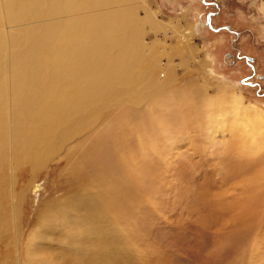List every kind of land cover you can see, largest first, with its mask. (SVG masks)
<instances>
[{
	"label": "rangeland",
	"instance_id": "obj_1",
	"mask_svg": "<svg viewBox=\"0 0 264 264\" xmlns=\"http://www.w3.org/2000/svg\"><path fill=\"white\" fill-rule=\"evenodd\" d=\"M114 1L16 0L13 13L0 0V264H264V211L240 251L219 243L264 190V151L243 153L202 111L224 92L264 111V0ZM121 16L140 23L127 66ZM65 38L83 56L55 54ZM86 47L103 49L95 62ZM69 64L92 85L43 82ZM185 92L193 106L172 124L167 97Z\"/></svg>",
	"mask_w": 264,
	"mask_h": 264
},
{
	"label": "bare ground",
	"instance_id": "obj_2",
	"mask_svg": "<svg viewBox=\"0 0 264 264\" xmlns=\"http://www.w3.org/2000/svg\"><path fill=\"white\" fill-rule=\"evenodd\" d=\"M48 1L50 4L52 3H56V0H46ZM64 1V0H63ZM69 2L71 0H68ZM76 2V0H74ZM80 1V0H78ZM89 1H92L94 2L93 0H89ZM106 1V0H105ZM109 1V0H108ZM116 1H124V0H116ZM114 1V2H116ZM74 2V3H75ZM84 3V1H82ZM81 2V3H82ZM79 3V2H78ZM77 3V4H78ZM39 4V0H35L34 3H29V5H37ZM73 4V3H71ZM74 5V4H73ZM82 5V4H81ZM75 6V5H74ZM9 8L10 10H12V12L16 13V12H21L22 13V10L23 6H21V4L17 5V2L16 0H9ZM37 7V6H35ZM95 7V6H94ZM125 11V10H124ZM127 12L126 14H131V12L129 11H125ZM124 13V12H123ZM123 13H120V14H123ZM133 13V12H132ZM16 16L20 15V14H15ZM110 16V15H109ZM108 16V17H109ZM111 16H113V14H111ZM120 16V15H119ZM132 16V15H131ZM121 19L119 20H116V21H110L112 23V27L114 28V30L112 29V31L114 32V39H117V40H120L121 37L123 36L124 38H122L120 41H126L129 45L128 46H132L130 48V51H127L126 49L123 50V61L127 60L126 62H124V64L129 65L130 63V58H131V53L133 54V51L139 49V39L138 37L140 32H139V25L140 23L136 22L134 19H128L127 18H123L122 16L120 17ZM129 18V17H128ZM136 18V17H135ZM85 20V19H84ZM109 20V19H108ZM111 20V19H110ZM130 20H132L131 22V25L129 24L130 23ZM91 21V20H90ZM80 22V21H79ZM94 24V22L92 23ZM97 24V23H96ZM101 24V23H100ZM105 24V22H104ZM108 24V23H107ZM74 25V24H73ZM79 25V24H78ZM83 26V25H82ZM134 30H131L130 31V27ZM74 27V26H73ZM77 27V26H76ZM75 27V28H76ZM79 27V26H78ZM129 27V28H128ZM136 27V29H135ZM74 30V29H73ZM76 30H79V29H76ZM99 30V27L97 29L96 32H98ZM75 31V30H74ZM112 31H109V32H112ZM69 32V31H68ZM83 32V30H82ZM66 33V32H65ZM71 38V37H70ZM108 38V37H107ZM134 39L136 40V42L134 41ZM138 39V40H137ZM61 41H64V45L60 44V45H57V48L56 49H60V50H57V52L55 54H59L60 52L58 51H61L63 52V50H66V54H70L72 56L78 54L80 56H83V53H81L82 51H78V49L75 47L76 46V43H73V38L72 39H69V38H65V39H61ZM98 47H100V45L98 43H95ZM81 45V44H80ZM79 45V46H80ZM87 49V47L85 48ZM128 49V48H127ZM77 50V52H76ZM98 52L102 51L103 49L100 48L98 49ZM97 50H96V53H97ZM122 50V49H121ZM52 51V50H51ZM88 51V49H87ZM87 51H84V52H87ZM94 53H92V51L90 52V50L85 54L86 57L87 55H91L93 56V59H91V62H95V57H94V54L95 53V50H93ZM49 51H47L48 53ZM75 52V53H74ZM53 53V52H52ZM54 53L51 54V53H48L49 54V57L47 56L46 59H48V61L51 60V58H54ZM130 53V54H129ZM61 54V53H60ZM121 54V53H120ZM46 56V55H45ZM153 56V54H152ZM59 56H57L56 58H58ZM120 57V56H118ZM129 57V58H128ZM60 58V57H59ZM58 58V60H59ZM98 58V55L97 57ZM151 54H150V57L149 59H151ZM50 59V60H49ZM83 59V58H82ZM90 59V56L89 58ZM154 60V56L152 58ZM57 60V59H56ZM78 60V59H77ZM97 60V59H96ZM72 61V60H71ZM98 61V60H97ZM152 61V60H150ZM72 63V62H71ZM80 64V62H78ZM83 63V62H82ZM53 64V62H52ZM68 64V63H67ZM101 64V63H100ZM47 65V64H46ZM53 65H56L55 63ZM70 65V64H69ZM85 65V64H84ZM87 65V64H86ZM92 65V63H91ZM89 65V66H91ZM141 65H143V69H145L146 71H149L148 72V75L149 73L152 74V69H149L147 68L146 66L144 65H148L146 64V62H143ZM140 65V66H141ZM26 66V65H25ZM67 66V65H66ZM65 66V67H66ZM71 66V65H70ZM75 66V65H73ZM40 67V66H39ZM51 67V65H50ZM55 67V66H54ZM53 67V69H54ZM59 67V66H58ZM81 67V66H80ZM96 67L94 64H93V67L94 68ZM132 67V66H131ZM142 67V66H141ZM57 67H55L56 69ZM71 68L73 69V67L71 66ZM75 68V67H74ZM85 68V67H84ZM88 69L90 67H87ZM126 68V67H125ZM50 69V68H49ZM48 68L46 69L47 72L44 73L43 75V79L45 83L47 82H50L51 80H48L50 78L51 75H55V78L52 76L53 78V83H50V86L51 84L55 86H60L62 88V84H63V81H68V85H71L72 87H75V86H84V85H92V83H87L89 79H86L89 78L88 75H90L91 73H89L88 75L87 72L84 73V72H80L75 69L74 72L75 73H79V75L77 74L74 75L75 73L73 72V74L70 76V75H67V72H63V71L60 73H56V71L58 70H54L53 72H51ZM52 69V67H51ZM62 69V68H61ZM71 69V70H72ZM103 69V68H102ZM105 69V68H104ZM149 69V70H147ZM39 70V69H38ZM41 70V69H40ZM39 70V71H40ZM67 70V69H66ZM70 70V68L68 69ZM67 70V71H68ZM70 70V71H71ZM76 70V71H75ZM87 70V69H86ZM96 70V69H95ZM69 71V72H70ZM41 73V72H40ZM43 74V73H42ZM49 77H47L46 76ZM71 74V73H70ZM82 75V77H81ZM140 75H142V71L140 72ZM80 76V77H78ZM136 76V75H135ZM74 77H77V78H74ZM94 77V76H93ZM142 76H140L141 78ZM68 78V79H66ZM71 80H70V79ZM95 78V77H94ZM139 78V77H138ZM37 79V78H36ZM35 79V80H36ZM41 78H39L40 80ZM77 79V80H75ZM91 79V78H90ZM103 79V78H102ZM74 81H78V83L76 82H73ZM151 80H152V83L154 85V87H156L157 89H159L161 87V85L157 84V82L154 80V78L151 77ZM101 80H96L95 79V82H98L99 84L95 83L96 86L98 85V87H103L102 85H106L104 83H101L100 82ZM105 81V79H104ZM22 82V81H21ZM80 82V83H79ZM83 82H85L86 84H84ZM90 82H92V80H90ZM27 84V83H26ZM37 84V83H36ZM84 84V85H83ZM94 84V85H95ZM136 84V83H135ZM67 83L65 84V86H68ZM152 86V85H151ZM21 87H23L21 85ZM26 87V86H25ZM54 87L52 88L51 91H54ZM91 87V86H89ZM163 87V86H162ZM19 88V87H18ZM57 88V87H55ZM59 88V87H58ZM67 88V87H66ZM104 88V87H103ZM60 89V88H59ZM84 89V88H82ZM110 89V88H109ZM19 90V89H18ZM61 90V89H60ZM73 90V89H72ZM62 91V90H61ZM61 91H58L57 92H61ZM68 91V89H67ZM102 91V90H101ZM21 92V91H20ZM45 92V91H44ZM56 92V91H55ZM82 92V91H81ZM54 93V92H52ZM225 94H222V95H219L218 97H213L211 99L208 98L205 99L207 100L204 104V107H202V111L205 113H207V116L205 117L207 119L208 117V120L209 123H214L215 122H218L221 127H223L224 129L226 130H229L232 134L238 136L241 140V146H242V152H246L248 154L250 153H259L261 151H264V111L263 110H260L258 108H254V107H251L249 105H246L243 101V99L236 95V94H228V92H224ZM71 94V93H70ZM82 94V93H81ZM150 94V93H149ZM172 94V93H170ZM55 95V96H54ZM54 95H50V98L52 100H56V99H60L61 98V94L59 93H56ZM59 95V96H58ZM151 95V94H150ZM161 95V94H160ZM165 95V94H164ZM46 96H48L46 94ZM52 96V97H51ZM88 96V99L89 97H94V96ZM65 98H68L69 95H66L63 96ZM71 97V96H70ZM84 97V96H83ZM162 98H164L163 96H161ZM192 97H194V94L192 95L191 93H188V92H185V93H179L178 95L176 94V96L173 97V95H168L167 97V119L170 120L173 124V121L176 123V124H179L181 126H183V119H184V111L186 109H191L192 106H193V100H192ZM38 99V98H37ZM94 99V98H93ZM161 99V98H160ZM166 99V98H165ZM46 100V101H44ZM42 99L41 100V103H39V101L37 102L38 105L41 106V108H38V107H34L32 108L33 111H31V113L29 112V114L31 115L32 112H36V110L38 109H43V107L46 105V103L49 101V99ZM157 100V99H156ZM196 100V99H195ZM37 101V100H36ZM73 101V100H72ZM71 101V102H72ZM160 101V100H159ZM157 101V102H159ZM165 101V100H164ZM78 102V101H77ZM204 102V101H203ZM161 104V102H159ZM164 103V102H163ZM163 105V104H162ZM165 105V104H164ZM43 106V107H42ZM152 106V105H151ZM157 107V106H156ZM149 108V107H148ZM150 109L152 110L153 107H150ZM149 109V110H150ZM162 109V108H161ZM151 110L149 112H151ZM156 111V110H155ZM153 113H154V110H153ZM34 114V113H33ZM165 114V115H166ZM97 115V114H96ZM152 116V115H151ZM30 118V117H29ZM153 118V117H152ZM165 118V117H164ZM163 119V118H162ZM165 119V120H167ZM186 119H184V122H185ZM163 122V121H162ZM217 123V124H218ZM163 125V124H162ZM175 125V124H174ZM219 125V126H220ZM218 126V125H217ZM162 128V126H161ZM170 128V127H168ZM212 129V128H211ZM172 130V129H171ZM259 160H251V161H247L248 163H246L247 165L243 166L244 169H247L248 171H252L254 170L256 167H258L260 165V161L258 162ZM243 170V169H242ZM246 171V170H245ZM261 174V175H260ZM259 175H257L258 178H264V171L262 170L261 173ZM262 190V189H261ZM264 211V190L263 191H260L259 193H257V196L256 197H253L250 199V202L248 205H245V208H244V211L242 213L243 217L240 221H238L236 224H235V228L234 230H230L228 231L227 233L223 234V236L221 237V240H219V243H220V246L222 247V249L226 252V253H236L238 251H240L243 247V245L245 244V242L247 241V238L249 237V235L251 233H253V231L255 230V227L257 226V222L258 220L260 219L261 217V213ZM96 216H101L102 217V214H101V211L98 207V210L96 211ZM239 216V215H238ZM241 217V216H240ZM98 226H104V232H105V223L104 222H101L100 225ZM97 228L96 226H93L91 227V231L93 229ZM95 246H97V244H95ZM111 248H114V252H113V260L112 261H115L117 256L121 255V249L118 248L117 246H115V244H110V245H107ZM106 246V247H107Z\"/></svg>",
	"mask_w": 264,
	"mask_h": 264
}]
</instances>
